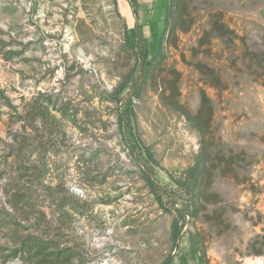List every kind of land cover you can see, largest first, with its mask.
Listing matches in <instances>:
<instances>
[{
    "label": "rangeland",
    "instance_id": "obj_1",
    "mask_svg": "<svg viewBox=\"0 0 264 264\" xmlns=\"http://www.w3.org/2000/svg\"><path fill=\"white\" fill-rule=\"evenodd\" d=\"M168 262L264 264V0H0V264Z\"/></svg>",
    "mask_w": 264,
    "mask_h": 264
},
{
    "label": "trees",
    "instance_id": "obj_2",
    "mask_svg": "<svg viewBox=\"0 0 264 264\" xmlns=\"http://www.w3.org/2000/svg\"><path fill=\"white\" fill-rule=\"evenodd\" d=\"M134 1H136V0H134ZM135 33H136L138 42L143 44V46H144V54L146 55L147 54V45H146L145 41L143 40V38L141 37V35L140 34L138 35V30H136ZM167 264H171V262H168Z\"/></svg>",
    "mask_w": 264,
    "mask_h": 264
}]
</instances>
